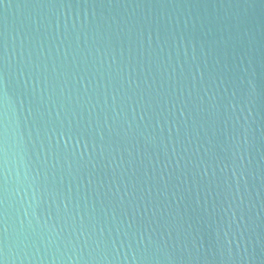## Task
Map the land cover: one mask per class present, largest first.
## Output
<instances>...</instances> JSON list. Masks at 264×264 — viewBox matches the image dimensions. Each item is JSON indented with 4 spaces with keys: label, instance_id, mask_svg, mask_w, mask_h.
<instances>
[{
    "label": "water",
    "instance_id": "95a60500",
    "mask_svg": "<svg viewBox=\"0 0 264 264\" xmlns=\"http://www.w3.org/2000/svg\"><path fill=\"white\" fill-rule=\"evenodd\" d=\"M3 264H264V0H0Z\"/></svg>",
    "mask_w": 264,
    "mask_h": 264
},
{
    "label": "snow or ice",
    "instance_id": "6c2138e0",
    "mask_svg": "<svg viewBox=\"0 0 264 264\" xmlns=\"http://www.w3.org/2000/svg\"><path fill=\"white\" fill-rule=\"evenodd\" d=\"M0 264H3V262H2V261H0Z\"/></svg>",
    "mask_w": 264,
    "mask_h": 264
}]
</instances>
